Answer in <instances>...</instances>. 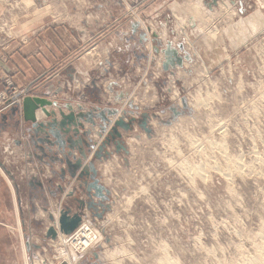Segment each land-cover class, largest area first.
Wrapping results in <instances>:
<instances>
[{
    "label": "rangeland",
    "instance_id": "1",
    "mask_svg": "<svg viewBox=\"0 0 264 264\" xmlns=\"http://www.w3.org/2000/svg\"><path fill=\"white\" fill-rule=\"evenodd\" d=\"M164 1L0 0V48L38 16L50 19L48 25L78 29L85 16H113L121 20L108 24L106 43L131 21L150 35L162 21L169 36L176 29L178 38L177 27L182 28L179 39L191 57L171 74L178 75L172 92L164 88L154 101L142 85L149 82L148 70L158 66L149 62L155 54L148 44L152 35L142 45L147 54L137 100L155 106L153 134L132 137L127 160L111 158L108 168L102 167L115 198L103 220L87 222L99 234L96 247L73 256L70 244L65 248L39 235L34 238L39 252L31 254L18 232L14 260L2 254L7 247L0 240V264H27V257L30 264H62L63 249L73 264H94L95 252L100 264H264V0H218L217 5L189 0L185 6ZM196 3L202 8L195 15ZM191 17L198 24L189 30Z\"/></svg>",
    "mask_w": 264,
    "mask_h": 264
},
{
    "label": "crops",
    "instance_id": "2",
    "mask_svg": "<svg viewBox=\"0 0 264 264\" xmlns=\"http://www.w3.org/2000/svg\"><path fill=\"white\" fill-rule=\"evenodd\" d=\"M171 1L174 5L183 6L191 3L189 0ZM203 1L206 3L208 0ZM164 2L165 6L170 3L166 0ZM161 9L163 7L159 6L157 11ZM83 18V29H78L76 26L68 28L48 25L46 21L50 19L45 16H38L37 20H28L31 25L22 27L19 36L8 40L6 46L0 48V93L6 88L5 81L10 80L19 94L28 91L32 97L57 102L65 114H69V108H72L75 113L117 110V116H110L107 113L110 121L114 122L119 117H125V121L135 118L137 121L133 124L132 132L126 133L122 129L119 130L125 145L132 153L133 138L136 140L145 138L144 135L142 136L144 129L140 127L142 121L145 120L144 115L150 117L148 125L151 126L150 119L155 108L153 105L143 107L137 100L141 89L139 73L142 70V64L146 62H142L146 57L143 55L145 52L142 48L146 42L145 33L139 31L138 23L131 21L128 30H118L112 42L106 43L105 40L109 34L108 24L112 25L114 19L115 23H118L121 17L117 19L108 16L105 20L104 18L93 19V16ZM92 19L94 22L91 21ZM190 20L193 22L190 21L189 30L198 24L197 19L191 17ZM37 21L46 22V24L41 27L37 26V28L32 25ZM156 22L158 23L156 28L153 26L156 30L151 29V35L153 37L157 34L158 38L150 39L151 35L148 32L146 35L150 39L148 43L150 48L153 46L155 52L149 59L150 66H156V61H158V66L148 70L151 71L149 82H142L143 87L147 88L145 96L150 99L153 97L154 101L159 100L158 96H162L164 88L167 93H171V82L178 77V75L173 77L164 71L165 59L162 51L171 44L181 57L190 55L186 44L179 39L184 33L180 26L177 28L181 36L175 38L176 29L172 30V36H169L163 31L164 27L167 28V24L162 21ZM94 26H99V30H94ZM181 46H184V49H181ZM89 49H93L91 55L88 52L86 54ZM178 70L181 69L178 68ZM159 76L167 77L164 81L158 82ZM79 108L82 110L79 111ZM48 109L58 111L56 107H48ZM3 115L4 118L0 117V240L4 239V245L7 247L6 253L2 254L12 259L16 246L15 240L20 238V235L22 246L27 249L26 253L33 254L39 246L38 243H34L35 236V239L39 240V235H43L42 239L48 240L46 233L53 225L49 215L52 214L56 218L61 205L66 203L73 212H77L78 200L87 201V197L83 192L74 193L73 186L76 187L78 183L71 180L72 184L69 185L68 174L66 182L61 178V170L65 166L51 162L50 158L45 159L44 155L30 143L32 137V133H29L30 123L24 122L19 114L14 115L10 108L4 110ZM37 115L39 120L44 118L41 110L37 111ZM95 122L97 126L92 128L89 123L82 121L85 130L91 129L92 131L86 140H92L99 145L102 139L98 133L102 123L100 119H95ZM151 137L152 135L149 139ZM106 150L113 154V159L120 158L123 161V156L125 160L129 157L123 152V154H117L114 144ZM75 155H77L76 152ZM90 159L91 155L87 161ZM113 159L102 163L96 161L101 181L107 188L103 179L102 167L103 169L108 168V164ZM68 193H71V196H67ZM112 198H115L114 194ZM84 213L82 228L88 225V221L96 220L93 211L85 209ZM20 229L24 230L26 238L22 237ZM25 249H23V255Z\"/></svg>",
    "mask_w": 264,
    "mask_h": 264
},
{
    "label": "water",
    "instance_id": "3",
    "mask_svg": "<svg viewBox=\"0 0 264 264\" xmlns=\"http://www.w3.org/2000/svg\"><path fill=\"white\" fill-rule=\"evenodd\" d=\"M213 4L217 5L218 0H213ZM208 6L212 9L211 4ZM153 38L157 39L158 35L154 34ZM144 40H149L146 34ZM181 49H184V46H181ZM156 53L159 54L160 52L156 51ZM162 53L165 59L163 69L172 75L175 74L174 71L178 70V68L184 67L185 61H191L190 55L181 57L178 51L172 48L171 44ZM11 102L9 101L6 104L9 105ZM48 107H56L58 111L50 110ZM79 109V111L82 110V108ZM10 110L14 115L19 114L24 122L31 124L29 130V133H32L30 143L44 155V158H50L51 162L65 166L61 170V178L64 182H66L68 174L70 177L69 185L72 184V181L78 183L76 187L73 186L74 193L83 192L87 197V201L78 200L77 212H73L66 203L61 205L58 217L55 218L52 214L49 215L53 225L47 230L46 238L57 241L60 234L66 236L74 234L82 225L85 209L90 212L93 211L98 219L103 220L106 214L112 210L113 201L110 189L101 181L96 161L102 163L112 158L113 154L106 150L112 144H114L117 154L123 152L126 156H129L130 151L125 145L119 130L122 129L126 133L132 132L133 124L137 120L134 118L125 121V117H119L114 122L110 121L107 113L110 116H117V110L111 112L93 110L87 113H75L72 108H69V114H65L59 108L57 102L30 95L22 97L21 102L13 104ZM38 110H41L44 115V118H41L42 120L38 119ZM0 117L4 118L2 112ZM149 118L148 115H144L145 120L142 121L140 127L144 129L148 136H151L153 130L148 125ZM95 119H100L102 123L99 126L100 131L98 133V136L102 139L99 145L92 140H86V138L90 137L92 131L91 129L85 130L82 123V121L89 123L92 128H95L97 126ZM109 127L110 129L108 130ZM75 152L77 155H75ZM89 155H91V159L87 161ZM67 196H71V193H68ZM94 258L96 260L94 264H100V257L97 252L94 253Z\"/></svg>",
    "mask_w": 264,
    "mask_h": 264
},
{
    "label": "bare ground",
    "instance_id": "4",
    "mask_svg": "<svg viewBox=\"0 0 264 264\" xmlns=\"http://www.w3.org/2000/svg\"><path fill=\"white\" fill-rule=\"evenodd\" d=\"M202 8V5L200 3H196L195 6H194V9H191V12H193L194 14H199L201 13L200 10ZM178 9V8H177ZM195 14V15H196ZM191 23V22H189ZM186 26V25H185ZM238 163V162H237ZM236 163V164H237ZM235 164V165H236ZM241 164V163H240ZM238 164V166L240 165ZM240 169V168H238ZM59 213V212H58ZM58 217V216H57ZM83 226V224L81 225ZM56 227V226H55ZM20 232H22V230L20 229ZM74 237L76 238L75 240L76 241H73L71 238ZM59 241H61V243L63 244V246L65 248H67L66 245L70 244V246H68V248L70 247V249H74L73 251V256H77V251L75 250L76 249V246H75V243H77L79 240H80V244L82 245V249H84V251H87L90 249V251L93 250L94 247H96V245L98 244L99 240H100V237H99V234L97 232H94L92 229H91V226L90 225H87L86 227L82 228L80 227V229H78V231H76L74 234L72 235H69V236H66V235H59ZM60 243V244H61ZM74 243V244H73ZM52 245V244H51ZM69 251H66L63 249L62 253V257H64V260L63 262H65L66 264H73V259L74 258L73 256H70V253H68ZM88 252V251H87ZM78 259V258H77ZM77 261V260H76ZM75 261V262H76ZM78 262V261H77ZM27 264H30L29 262V259L27 257ZM35 264H39V263H35ZM177 264V263H176Z\"/></svg>",
    "mask_w": 264,
    "mask_h": 264
},
{
    "label": "built area",
    "instance_id": "5",
    "mask_svg": "<svg viewBox=\"0 0 264 264\" xmlns=\"http://www.w3.org/2000/svg\"><path fill=\"white\" fill-rule=\"evenodd\" d=\"M6 88L4 89V91L2 93H0V108L2 109L0 111L4 112V110H8L13 104L17 103V102H21L22 97L29 95L28 91H23L21 94H19V91L14 88L12 82H10V80H6ZM12 101L9 105H7L6 103ZM82 227V226H80ZM80 229V228H79ZM78 231V230H77ZM73 241H76L74 237L71 238ZM74 244V243H73ZM76 246V251L77 253H83L85 252L84 249H82V245L80 244V240L75 243Z\"/></svg>",
    "mask_w": 264,
    "mask_h": 264
}]
</instances>
